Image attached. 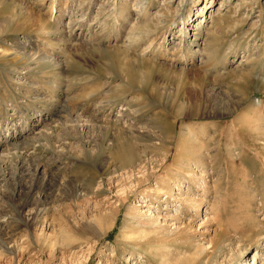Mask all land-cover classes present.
Returning <instances> with one entry per match:
<instances>
[{"label": "rangeland", "instance_id": "1", "mask_svg": "<svg viewBox=\"0 0 264 264\" xmlns=\"http://www.w3.org/2000/svg\"><path fill=\"white\" fill-rule=\"evenodd\" d=\"M138 2L0 0V264H264V0Z\"/></svg>", "mask_w": 264, "mask_h": 264}, {"label": "bare ground", "instance_id": "2", "mask_svg": "<svg viewBox=\"0 0 264 264\" xmlns=\"http://www.w3.org/2000/svg\"><path fill=\"white\" fill-rule=\"evenodd\" d=\"M144 1H146V0H139V2H138V8H139V12L142 14V11L144 10ZM62 7V6H61ZM62 11V10H61ZM104 11V10H103ZM61 15L62 14H60L59 16H57V18L58 19H60V17H61ZM79 24V23H78ZM82 25H84V23H82L81 24V27H82ZM141 25V24H140ZM140 27V26H139ZM142 27V26H141ZM140 27V28H141ZM135 28V27H134ZM140 28H138V27H136V29H134L135 30V32H134V30H133V32H134V35H136L137 33H136V30L137 29H140ZM139 32V34H140V32H142V30H140V31H138ZM143 33V32H142ZM147 34H149L148 32H147ZM151 34V33H150ZM131 35H133V33L131 34ZM142 35V34H141ZM130 36V35H129ZM128 36V37H129ZM136 37H137V35H136ZM135 37V40L136 39H138V38H136ZM142 37V36H141ZM134 38V37H133ZM132 37L130 38V40H131V42H133L132 41V39H133ZM17 41V40H16ZM98 42V41H97ZM16 43V42H15ZM17 45V44H16ZM132 45H134V44H132ZM129 46V45H128ZM129 47H131L132 48V46L130 45ZM163 55H165V54H163ZM32 58H34V55L33 56H31ZM28 59V58H27ZM130 60V59H129ZM164 67V66H163ZM18 147H20V146H18ZM17 147V148H18ZM141 174H142V171L140 172ZM142 178V177H141ZM142 180V179H141ZM147 181H149V180H147ZM139 183H140V180L138 181ZM103 213V212H102ZM104 216V215H103ZM102 217V216H101ZM146 218H148L147 216H146V214H144V212H140L139 211V220H140V223H139V225L140 226H142V228H147L148 229V227H150L149 226V223L147 222V221H145L146 220ZM144 219V220H143ZM149 219V218H148ZM100 221H101V219H100ZM150 221V220H149ZM161 229V228H160ZM160 229H154L153 230V232H159V230ZM102 231V230H101ZM146 231V229H142V232L144 233ZM210 244L212 245V248H214L215 247V245H216V241L213 239V240H211V242H210ZM199 245V244H198ZM148 252L150 253V255H151V257H153V258H157V259H159L160 260V264H169L168 262V258H167V256H166V254L168 253V251H169V247H166V246H161L160 244H158V245H154V246H150L149 248H148ZM86 264H88V262H86Z\"/></svg>", "mask_w": 264, "mask_h": 264}]
</instances>
